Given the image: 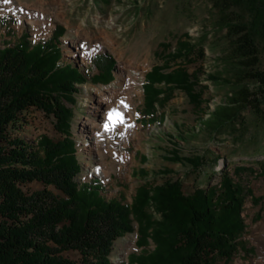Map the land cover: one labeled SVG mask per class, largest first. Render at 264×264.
Wrapping results in <instances>:
<instances>
[{
  "label": "trees",
  "instance_id": "16d2710c",
  "mask_svg": "<svg viewBox=\"0 0 264 264\" xmlns=\"http://www.w3.org/2000/svg\"><path fill=\"white\" fill-rule=\"evenodd\" d=\"M212 1L230 44L225 81L236 88L209 111L202 126L221 134L236 130L248 109L264 119V66L259 67L255 29L233 18L232 9L242 1ZM263 1L249 0V4L257 8ZM263 16L258 18L262 27ZM63 32L57 26L45 41L31 43L22 35L17 42L0 46V264H114V242L133 232L134 222L142 250L130 254L128 263L230 264L239 250L247 251L241 243L246 229L242 212L248 197L258 201L250 188L226 170L217 185L196 188L192 194L183 192L179 180L141 185L131 203L106 198L98 180L77 181L82 167L71 138L73 112L65 103H74L77 85L87 82V76L63 62L58 40ZM194 49L190 42H179L163 64L146 74L143 112L149 119L154 117L155 105L168 102L175 90L183 91L195 108L203 103L201 90H195L198 73L168 67L169 60L190 55ZM92 61L99 70L92 81L109 82L114 60L99 54ZM30 109L53 116L62 139L22 136ZM172 151L173 162L188 163L194 169L204 165L200 156L182 157L178 150ZM33 182L44 188L25 191L23 187ZM50 186L61 195H55ZM150 241L152 250L146 249ZM68 250L77 251L80 260L64 257Z\"/></svg>",
  "mask_w": 264,
  "mask_h": 264
},
{
  "label": "rangeland",
  "instance_id": "374dc122",
  "mask_svg": "<svg viewBox=\"0 0 264 264\" xmlns=\"http://www.w3.org/2000/svg\"><path fill=\"white\" fill-rule=\"evenodd\" d=\"M240 1L232 16L255 29L262 68L264 27L258 18L264 14V1L257 8L249 0ZM218 11L212 0H0V46L15 43L22 35L31 43L45 41L57 26L63 27L58 39L63 62L87 76V82L77 85L74 103H65L73 112L71 138L82 167L77 181H100L106 198L131 203L141 185L168 180L181 181L183 192L192 194L196 188L217 185L222 170L250 188L258 202L248 197L242 212L246 229L241 243L247 251L239 250L230 264H253L258 245H264V119L248 109L236 130L213 134L202 126L209 111L236 88L225 81L230 44L227 30L219 27ZM182 41L190 42L194 52L169 60L168 67L198 73L195 90H201L203 103L195 108L183 91L175 90L168 102L155 105L154 117L149 119L143 112L145 76ZM99 54L115 62L113 76L106 83L92 81L99 73L92 59ZM210 75L216 79H209ZM112 89L123 93L108 100L101 130L94 139L87 137L82 125L93 118L92 97ZM25 118L20 133L25 138L62 139L53 116L30 109ZM173 149L182 157H202L204 165L194 169L188 163L171 161ZM236 168L240 169L237 174ZM23 188L35 192L44 186L33 182ZM49 189L61 195L53 186ZM133 227V232L114 242V264H132L129 255L142 250L137 245L136 222ZM153 248L150 241L146 249ZM63 256L74 261L81 258L74 250Z\"/></svg>",
  "mask_w": 264,
  "mask_h": 264
},
{
  "label": "bare ground",
  "instance_id": "6f19581e",
  "mask_svg": "<svg viewBox=\"0 0 264 264\" xmlns=\"http://www.w3.org/2000/svg\"><path fill=\"white\" fill-rule=\"evenodd\" d=\"M119 93L121 94L123 91ZM119 93L115 89H112L108 92V94L99 91L92 97L90 103L92 111L94 112L93 118L91 120H86V122L82 125V129L86 133L85 135L87 137L94 139L96 134L101 130L100 123L104 121L106 112L109 108L108 100L111 98H117ZM258 246V256L253 261V264H264V245L259 244Z\"/></svg>",
  "mask_w": 264,
  "mask_h": 264
},
{
  "label": "snow or ice",
  "instance_id": "6c2138e0",
  "mask_svg": "<svg viewBox=\"0 0 264 264\" xmlns=\"http://www.w3.org/2000/svg\"><path fill=\"white\" fill-rule=\"evenodd\" d=\"M6 3L10 2V0H5Z\"/></svg>",
  "mask_w": 264,
  "mask_h": 264
}]
</instances>
